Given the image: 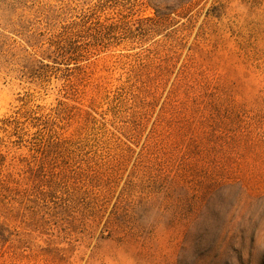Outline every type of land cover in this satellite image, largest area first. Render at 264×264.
Listing matches in <instances>:
<instances>
[{
    "label": "rangeland",
    "instance_id": "obj_1",
    "mask_svg": "<svg viewBox=\"0 0 264 264\" xmlns=\"http://www.w3.org/2000/svg\"><path fill=\"white\" fill-rule=\"evenodd\" d=\"M0 264H264V0H0Z\"/></svg>",
    "mask_w": 264,
    "mask_h": 264
}]
</instances>
